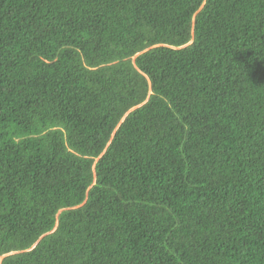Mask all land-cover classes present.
<instances>
[{"label":"trees","instance_id":"1","mask_svg":"<svg viewBox=\"0 0 264 264\" xmlns=\"http://www.w3.org/2000/svg\"><path fill=\"white\" fill-rule=\"evenodd\" d=\"M0 264H264V0H0Z\"/></svg>","mask_w":264,"mask_h":264}]
</instances>
